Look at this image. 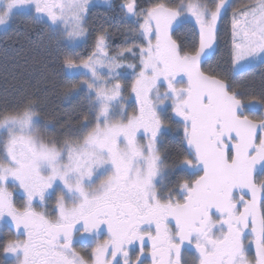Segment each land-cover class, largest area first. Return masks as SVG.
<instances>
[{
    "label": "snow or ice",
    "instance_id": "snow-or-ice-1",
    "mask_svg": "<svg viewBox=\"0 0 264 264\" xmlns=\"http://www.w3.org/2000/svg\"><path fill=\"white\" fill-rule=\"evenodd\" d=\"M90 4L0 0V25L14 12H31L23 40L6 38L0 55L18 52L33 33L58 48L64 41L88 44ZM121 9L133 18L128 30L137 40L112 50L102 27L86 54L64 50L51 62L50 71L62 78L58 95L69 103L87 98L79 118L50 119L45 98L35 93L0 102V220L15 230L0 242L2 256L10 258L0 264H186L185 245L194 264H264V173L255 175L258 166L264 169V115L246 114L264 112V88L255 93L238 83L257 62L264 64V0L147 8L124 0ZM229 10V68L206 70ZM36 25L45 32L36 33ZM177 25L193 40L178 42ZM121 69L132 77L127 94ZM166 101L182 122L187 147L174 167L196 172L162 196L158 141L171 125L159 108ZM15 193H22V204ZM50 193L56 194L52 208ZM78 235L93 240L90 253L75 248Z\"/></svg>",
    "mask_w": 264,
    "mask_h": 264
},
{
    "label": "trees",
    "instance_id": "trees-1",
    "mask_svg": "<svg viewBox=\"0 0 264 264\" xmlns=\"http://www.w3.org/2000/svg\"><path fill=\"white\" fill-rule=\"evenodd\" d=\"M99 13H90L86 16L89 29L88 44L92 43L97 30L102 27L109 30L110 45L115 48L114 50L137 39L128 30V26L131 25L129 21L121 20L117 14L112 16L113 18H108V16L104 18V15H99ZM29 25H31L30 17L23 14L13 17L8 26L0 32V49H3L6 38L15 39L17 34H19L23 40L25 34L28 33ZM35 32L43 33L45 28L41 29L36 25ZM227 41L226 39L225 43ZM88 44L82 42L79 46H76L64 41L58 48L48 36H44L41 39L33 33L31 41H24L22 47L17 46L18 52L10 50L7 53V58L0 55V102L5 100L11 102L17 99L22 92L26 95L35 93L45 98L43 113L50 119L58 120L62 123L68 115L79 118L80 112L87 109V98L77 95L72 98L70 103L64 101L57 92V87L62 78L59 73H53L50 69L55 67L51 63L53 58L60 55L62 51L71 50L86 54ZM226 45L228 46V44ZM45 65H48V67L46 68ZM119 71L122 76L121 82L125 85V92L128 93L127 87L132 79L130 70L121 69ZM251 81L247 80L248 83ZM256 83L262 86L258 87L256 85V90L260 92L264 88V76L259 77ZM72 105H75V112H68L67 110ZM54 131L59 133V124L56 125ZM179 139L175 134H172L166 136L160 143L159 149L163 156L164 165L167 168L178 160L175 157L182 154L181 149L183 148ZM4 239H7V237L0 235V242ZM0 259H5L2 256V250H0Z\"/></svg>",
    "mask_w": 264,
    "mask_h": 264
},
{
    "label": "flooded vegetation",
    "instance_id": "flooded-vegetation-1",
    "mask_svg": "<svg viewBox=\"0 0 264 264\" xmlns=\"http://www.w3.org/2000/svg\"><path fill=\"white\" fill-rule=\"evenodd\" d=\"M153 2H167L172 5H175V4H179L181 0H136V3L139 5L140 8H147ZM201 2L212 3V0H201ZM231 2L234 5H238L241 2V0H231ZM245 2H248V0H245ZM110 3L112 6L108 7L106 4L103 3V0H91V4L89 6V12L87 13V15H89L90 13L96 14L100 12L99 15L100 14L104 15V18L106 16H108V18L109 17L113 18L112 16L117 14L121 18V20L124 19L132 23L133 18L130 16H125L122 12L121 4L124 3V0H110ZM230 12L231 10H229V16L225 18V22L221 24L220 26V37L217 42L218 46H217V49L215 50V55L211 56V59H207V63L204 65L206 70L207 69H217L218 67L220 69H225V70L229 68L228 48H229L230 36L227 35L226 33H227V26L230 23V19H229ZM19 14H23L31 18V12L29 10L14 12L12 18ZM11 19L9 20V23ZM38 26L39 28L44 29L43 26L41 25H38ZM174 38L180 43H185V42H189L193 40V36L191 32L189 31V29L187 27H183L180 25L176 26V30L174 31ZM226 39L228 40L227 41L228 43L227 42L225 43ZM81 43L82 42H80L79 44H76V46H79ZM226 44H228V46ZM111 49L114 50L115 48H112L111 46ZM129 59H131V57H129ZM261 76H264V64L257 62L255 67H252L251 70L244 72L240 77H238V83L243 85V87L248 89L249 91L259 93V91L256 90L255 82ZM247 80H252V81L248 83ZM161 90L163 92V86L161 87ZM159 112L161 113V116L164 119L165 123L170 124L171 127H165L161 129L158 146H160V143L166 136L175 134L178 139L180 138L179 140H181V146L183 150L187 151L186 144L182 143V136H183L182 129L178 127V125H180L182 122L179 120V118H177L171 112L170 102L166 101L159 108ZM246 114H250L254 117H259L261 115H264V112H261L259 109H256L255 111H252L251 113H246ZM178 157L179 156L175 157V159H178ZM177 162L178 160L174 161V163L169 165L168 168L164 165L161 175L156 180V185L162 196L165 195L169 189L173 188L178 183L179 180L184 179V178L194 177V174L196 172L195 169H188L183 166L174 167V165L177 164ZM262 173H264V169H261L258 166L255 175L260 176ZM16 203L21 204V201H16ZM14 231L15 230L13 229L10 222L6 218L3 220H0V235L1 236H5L9 238L13 235ZM101 238H103V236ZM73 243H74L75 248L81 253H90L92 247H94L93 240L87 236L81 237L78 235L74 238ZM145 246L147 247V244ZM137 247L138 246L135 243L129 246L130 256L135 255L137 251ZM184 251H185L184 260L186 264H194L195 258H194L193 249L185 245ZM250 255H254V250L250 249ZM4 258L7 259L6 257ZM142 259L147 261L149 260V257L145 256V257H142Z\"/></svg>",
    "mask_w": 264,
    "mask_h": 264
},
{
    "label": "rangeland",
    "instance_id": "rangeland-1",
    "mask_svg": "<svg viewBox=\"0 0 264 264\" xmlns=\"http://www.w3.org/2000/svg\"><path fill=\"white\" fill-rule=\"evenodd\" d=\"M9 23V22H8ZM6 26H7V24L6 25H0V32L2 31V30H4L5 28H6ZM69 42V41H68ZM70 43V42H69ZM80 43V41H76V42H71V44H73V45H76V44H79ZM130 83H131V81L129 82V85H128V87L127 88H129V86H130ZM256 83V82H255ZM256 85L258 86V87H262L261 85H259V84H257L256 83ZM161 92H162V90H161ZM125 94H127L126 92H125ZM126 104L127 105H129V110H131V106L134 104V98H129V100L128 101H126ZM142 135V134H141ZM55 196H56V194L55 193H50V196L48 197V204H47V207L48 208H52L53 207V205H54V202H55ZM14 197H15V200L16 201H21V204L23 203V195H22V193H15L14 194ZM19 205V204H18ZM2 237H5V236H2ZM8 238V237H7ZM7 259H10V258H8V257H6Z\"/></svg>",
    "mask_w": 264,
    "mask_h": 264
}]
</instances>
